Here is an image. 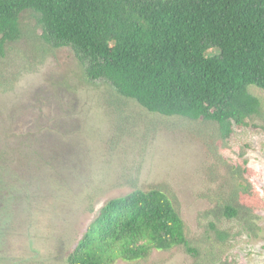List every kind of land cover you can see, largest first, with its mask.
Instances as JSON below:
<instances>
[{
	"label": "rangeland",
	"instance_id": "obj_1",
	"mask_svg": "<svg viewBox=\"0 0 264 264\" xmlns=\"http://www.w3.org/2000/svg\"><path fill=\"white\" fill-rule=\"evenodd\" d=\"M0 54V264H68L101 207L158 188L187 239L116 264H264V89L229 137L219 124L150 112L90 81L26 10ZM236 214H226L227 208Z\"/></svg>",
	"mask_w": 264,
	"mask_h": 264
},
{
	"label": "trees",
	"instance_id": "obj_2",
	"mask_svg": "<svg viewBox=\"0 0 264 264\" xmlns=\"http://www.w3.org/2000/svg\"><path fill=\"white\" fill-rule=\"evenodd\" d=\"M26 10L48 43L75 51L90 81L150 112L216 122L227 138L260 111L250 87L264 89V0H0L1 55L20 39ZM181 244L196 254L167 193L136 189L101 207L68 264L135 261Z\"/></svg>",
	"mask_w": 264,
	"mask_h": 264
}]
</instances>
